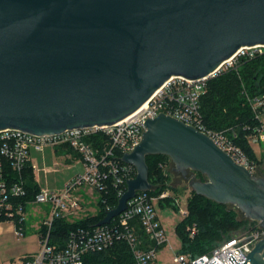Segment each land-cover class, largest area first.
<instances>
[{
	"label": "water",
	"instance_id": "water-1",
	"mask_svg": "<svg viewBox=\"0 0 264 264\" xmlns=\"http://www.w3.org/2000/svg\"><path fill=\"white\" fill-rule=\"evenodd\" d=\"M260 45L264 0H0V130L43 135L110 125L169 77L202 78L241 47ZM145 126L121 157L137 172L97 225L151 189L147 155L164 154L196 194L264 227V176L168 114ZM245 256L228 259L264 264V235Z\"/></svg>",
	"mask_w": 264,
	"mask_h": 264
},
{
	"label": "built area",
	"instance_id": "built-area-1",
	"mask_svg": "<svg viewBox=\"0 0 264 264\" xmlns=\"http://www.w3.org/2000/svg\"><path fill=\"white\" fill-rule=\"evenodd\" d=\"M263 52L264 45L244 46L207 76L198 79L171 76L137 110L110 125L73 128L58 134L43 135L15 128L1 129L0 220L12 219L15 234L18 236H22L24 232V209L27 203L22 201L27 190L20 175L23 167L29 162L30 150L41 151L47 146H67L80 154L83 162V170L76 173L62 191L40 190L31 200L50 202L51 212L50 216L42 221L41 226L44 229L39 232L38 251L25 255L18 264H84V254L105 250L118 241L127 243L135 264H155L159 247L167 243V235L158 217L154 197L148 195L147 190L136 191L126 201L125 209L108 223L70 229L62 245L50 242L53 221L62 217L68 208L76 210L79 207V197L72 192L77 186H89L100 198L102 193L106 194L112 189L119 198L126 189V181L133 178L137 172L134 165L122 161L121 157L139 143L143 131L146 130L145 121L160 113L175 117L206 133L236 162L253 172L255 165L241 147L235 144L234 134L212 131L205 126L200 110V98L205 93L210 78L235 68L241 59H251ZM246 98L251 103L256 119L260 121L258 133L252 137V143L264 141V95H247ZM4 161H7L18 178L12 179L8 175ZM167 195L168 192L164 191L156 198ZM105 200L103 198L101 201ZM134 222L140 225L149 245L143 246L144 242L139 238ZM188 230L192 237L197 231L196 225L189 226ZM263 235L264 227L259 225V221L249 220L246 227L208 252L199 255L177 252L172 260L178 264H210L213 260L216 264H236L231 263L228 256L232 254L239 262L245 260V255Z\"/></svg>",
	"mask_w": 264,
	"mask_h": 264
},
{
	"label": "trees",
	"instance_id": "trees-1",
	"mask_svg": "<svg viewBox=\"0 0 264 264\" xmlns=\"http://www.w3.org/2000/svg\"><path fill=\"white\" fill-rule=\"evenodd\" d=\"M247 95H264V52L251 59H241L235 68H230L210 78L207 81L206 91L200 98V110L203 123L208 129L226 131L229 135L234 134L233 141L235 144L241 147L254 165L258 166L259 162L264 164V149L261 154L263 159L260 160V156L254 150L252 137L257 135L260 121L256 119L253 113L251 103L247 101ZM259 143L264 145V141H259ZM159 156H164L166 159H152ZM146 161L149 169L148 179H150L152 186L146 193L151 197L154 194L158 196L167 191L165 189L166 176L164 177L165 172H163L162 167L164 165L168 167L172 163L169 157L164 154L147 155ZM4 165L6 172L12 179L18 178L7 161H4ZM23 168L20 176L27 190L26 196L22 198L25 203L33 200L40 189L33 179L32 167L29 162ZM191 172L187 173L188 177L194 176ZM152 174L153 176H151ZM199 179L204 178L199 177ZM101 196L98 200V211L94 215L73 221H69L65 217L55 218L52 224L50 242L62 245L70 229L78 226L96 225L105 215L106 210L114 207L118 200L112 189L106 194L102 193ZM103 198L106 199L104 202L101 201ZM157 203L160 207H177V202L171 194L160 198ZM186 204L187 210L183 219L176 225L181 246L178 252L192 255L208 252L226 238L236 234L240 230L238 228L244 222H248V219L240 218L237 211L227 204L209 200L196 194L193 190L192 195L187 198ZM246 223L243 228L247 225ZM134 224L139 238L144 242L143 246L149 245L145 241V235L140 225L136 222ZM193 224L196 225L197 231L191 237L188 227ZM43 229L44 227L40 231ZM83 261L84 264H135L131 250L124 241H118L102 251L86 253L83 255Z\"/></svg>",
	"mask_w": 264,
	"mask_h": 264
},
{
	"label": "rangeland",
	"instance_id": "rangeland-1",
	"mask_svg": "<svg viewBox=\"0 0 264 264\" xmlns=\"http://www.w3.org/2000/svg\"><path fill=\"white\" fill-rule=\"evenodd\" d=\"M253 147L257 155L260 156V160H262L263 156L261 154L264 149V145L262 143L255 142L253 144ZM152 159L164 160L166 158L164 156H159L158 158ZM45 164L46 165H42L39 168L44 169V167L50 166V169L49 171L42 170L38 177L37 183L41 190L54 188L56 184H61L69 174H72L74 172V167L70 169L62 168L61 166H59L60 163L57 162V160H55V162H53L52 160ZM172 167L173 164H170L168 167L167 165H164L162 167V170L163 172H165L164 177L166 176L165 181L167 182L165 185V189L167 190L168 194H171L174 197V200L177 202V207H160L157 203V201L159 200L158 198H156L157 195H152V197H154L153 202L155 203L158 217L167 235L166 245L162 246V248L158 250L156 255V261L158 262V264H178L174 263L172 260L173 256L180 250L181 247L180 236L178 234V231H176V225L183 219V212L187 210L186 200L192 195V188L188 186L187 179H184L182 176H178L179 173L173 171ZM253 172L257 175H259L260 172L264 173L263 162H259L258 166L255 165ZM191 173L194 174L196 178L205 177L199 172L192 171ZM151 176H153V174ZM73 191H75V194H77L81 199L89 197H92L94 199V196L96 197V191L87 185L77 186L73 189ZM227 205L235 209L240 218L247 219L243 216L239 209L231 204ZM51 207L52 205L50 202H27L24 209L25 223L22 236L16 235L13 230L6 229L7 225H10V223L14 222L12 219L4 220L5 225H2L4 227V230L2 232V235H0V255L3 259V262H12L15 264L22 254L27 255L28 253H34L35 251H38L40 243L37 226L45 218H48L50 216ZM245 223L246 222H244V224L238 229L242 230ZM246 224H249V220Z\"/></svg>",
	"mask_w": 264,
	"mask_h": 264
},
{
	"label": "crops",
	"instance_id": "crops-1",
	"mask_svg": "<svg viewBox=\"0 0 264 264\" xmlns=\"http://www.w3.org/2000/svg\"><path fill=\"white\" fill-rule=\"evenodd\" d=\"M52 160H53V162H55V160H57V162L60 163L59 166H61L62 168H65V169L66 168L70 169V168L74 167L73 168L74 172L72 174H69L63 180V182L61 184H59V183L56 184V186H55L56 188L54 187V188H48L47 189V190L53 191V192H60L65 188L66 184L76 175V173L83 170V162H82V159L80 157V154H78L76 151L72 150L71 148H69L67 146H59V147L47 146L41 151L30 150V152H29V164L32 167L31 171L33 174V179L36 182L38 187H39V185L37 182H38V177H39L41 171L42 170L43 171H49V169H50V166H46V167H44V169H40L39 167H41L42 165H46L45 163H48ZM39 189H40V187H39ZM73 193L75 194V191H73ZM95 193H96V197L94 196V199L92 197L84 198V199L79 198V207L76 210H71L68 208L67 210H65L63 212L62 217H65L69 221H73V220H76V219L81 218V217L96 214L98 211L99 194L97 192H95ZM29 202H31V201H29ZM41 224H42V222L37 226L38 235H39L40 229L42 228ZM2 225H5L4 220H0V235H2V232L4 230V227ZM6 229L14 231L15 230L14 222L10 223V225H7ZM24 256H25V254H22L15 264H18ZM0 264H14V263L3 262V259L0 255ZM155 264H158L156 259H155Z\"/></svg>",
	"mask_w": 264,
	"mask_h": 264
},
{
	"label": "flooded vegetation",
	"instance_id": "flooded-vegetation-1",
	"mask_svg": "<svg viewBox=\"0 0 264 264\" xmlns=\"http://www.w3.org/2000/svg\"><path fill=\"white\" fill-rule=\"evenodd\" d=\"M259 175H261V176H264V173L260 172V173H259ZM178 176H180V177H181L180 173H179V175H178Z\"/></svg>",
	"mask_w": 264,
	"mask_h": 264
}]
</instances>
